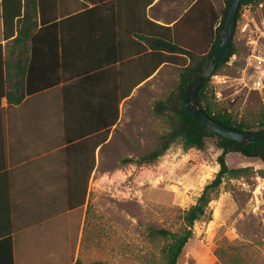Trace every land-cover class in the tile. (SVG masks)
Returning <instances> with one entry per match:
<instances>
[{
    "label": "crops",
    "instance_id": "crops-1",
    "mask_svg": "<svg viewBox=\"0 0 264 264\" xmlns=\"http://www.w3.org/2000/svg\"><path fill=\"white\" fill-rule=\"evenodd\" d=\"M101 1L41 0L8 39L0 16V264H54L70 256L77 230L78 258L99 161L123 110L174 66L161 27L173 29L196 0H155L145 10L144 0ZM172 35L181 42L195 32ZM70 204H84L81 214Z\"/></svg>",
    "mask_w": 264,
    "mask_h": 264
},
{
    "label": "rangeland",
    "instance_id": "rangeland-1",
    "mask_svg": "<svg viewBox=\"0 0 264 264\" xmlns=\"http://www.w3.org/2000/svg\"><path fill=\"white\" fill-rule=\"evenodd\" d=\"M232 40L236 54L211 84L221 106L249 119L264 106V0L242 9ZM179 73L166 66L123 110L110 153L94 175L78 243L82 262L160 264L162 244L147 238L146 227L180 229L184 211L218 172L220 150L211 140L204 153L174 144L153 164L122 163L152 151L168 131L153 103L178 86ZM225 160L228 168L247 170L223 180L209 205L211 220L193 225L177 264H264V163L239 153Z\"/></svg>",
    "mask_w": 264,
    "mask_h": 264
},
{
    "label": "trees",
    "instance_id": "trees-1",
    "mask_svg": "<svg viewBox=\"0 0 264 264\" xmlns=\"http://www.w3.org/2000/svg\"><path fill=\"white\" fill-rule=\"evenodd\" d=\"M91 5L103 3L101 0H84ZM155 0H144L143 9L151 5ZM232 0H196L194 4L177 22L173 29L161 27L167 42L164 43L166 52L165 61L180 70L178 86L164 99H158L153 103V113L157 118L163 119L168 126V131L161 135L155 148L149 153L136 159L124 158L123 164H135L137 166L155 163L159 157L174 144H179L184 151H197L204 153L207 150L208 141H213L215 147L220 150L217 157L219 170L215 177L203 188L195 203L186 209L182 215V226L176 231L167 228L146 227V236L150 241L161 242L160 264H177L186 244L191 239L193 225L202 220H211L210 203L218 197L221 184L225 178H238L247 168H228L226 156L230 153H239L248 158H256L264 163V142L255 144H241L231 139L220 137L209 132L198 123L184 108L183 92L189 77L194 70L201 65L213 50L218 38L224 32L227 13ZM263 0H243L236 15V22L241 16L242 9L255 6ZM41 0H0V16L3 23L4 38L8 39L14 35L15 21L20 22L30 18L39 8ZM87 7L85 3H81ZM182 28H191L195 36L189 39H181L179 42L173 37V32ZM173 30V31H172ZM33 33L31 28L19 31V35L30 37ZM236 54V46L230 41L226 51L213 74L206 79L196 94V100L200 109L211 119L218 123L242 132L264 131V106L251 118H245L233 113L217 101L215 90L211 84L212 76L216 75L231 58ZM156 68L150 70L148 76L152 75ZM134 82L126 91V95L120 96L118 102L127 97L136 85ZM119 105V104H118ZM119 115V110H118ZM113 123V122H112ZM113 125V124H112ZM109 129L103 134V142L107 139ZM92 168L85 178L84 197L87 193L88 180ZM84 204H70V207H78L80 214ZM78 230L70 247V256L54 257V264H105L101 261L82 262L75 259ZM144 264H156L153 261H145Z\"/></svg>",
    "mask_w": 264,
    "mask_h": 264
},
{
    "label": "water",
    "instance_id": "water-1",
    "mask_svg": "<svg viewBox=\"0 0 264 264\" xmlns=\"http://www.w3.org/2000/svg\"><path fill=\"white\" fill-rule=\"evenodd\" d=\"M242 1L243 0L231 1L225 21L224 32L218 38L213 50L207 56L206 60L199 65L189 77L183 92V104L185 110L209 132L247 145L264 142V131L242 132L226 127L208 117L200 109L196 100V94L201 85L213 74L228 44L233 39L236 15Z\"/></svg>",
    "mask_w": 264,
    "mask_h": 264
},
{
    "label": "built area",
    "instance_id": "built-area-1",
    "mask_svg": "<svg viewBox=\"0 0 264 264\" xmlns=\"http://www.w3.org/2000/svg\"><path fill=\"white\" fill-rule=\"evenodd\" d=\"M254 85H255V87L259 88L261 86V83L260 82H256Z\"/></svg>",
    "mask_w": 264,
    "mask_h": 264
}]
</instances>
